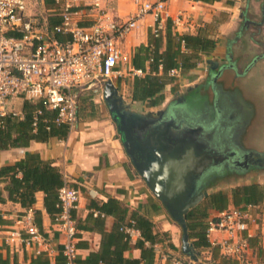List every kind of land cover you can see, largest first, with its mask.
Returning a JSON list of instances; mask_svg holds the SVG:
<instances>
[{"label":"crops","instance_id":"obj_1","mask_svg":"<svg viewBox=\"0 0 264 264\" xmlns=\"http://www.w3.org/2000/svg\"><path fill=\"white\" fill-rule=\"evenodd\" d=\"M138 1L140 0H102V6L112 18L126 19L135 12ZM89 2L90 0L79 2L80 7L84 8L83 12H87L79 19V24L84 26L91 25L95 19V12L88 5ZM168 8L172 17L162 20L159 24L163 35L166 33L168 21H171L174 32L201 34L214 38L216 47L213 51L204 53L196 67L184 71L186 77L183 79L178 78L181 72L183 73L181 69L176 68L178 72L174 75L170 74L174 79L162 91L165 98L159 105H150L149 99L134 100L132 98V83L130 98H124L120 93L126 104V110L137 115L138 118H144V115L149 111L154 113L164 111L163 118L174 115L176 122L181 124L183 129L198 127L204 130V133L216 131L223 136L226 135L227 138L230 136L232 143L241 152L252 150L264 152L263 143H259V147L241 146L236 140L238 132H241L242 129V132L247 131L252 126V121H256L258 117L264 115V104L261 106L260 98L258 99V108L250 102V99L238 102L239 98H232L231 101L226 96L227 101H224L219 86L223 77L230 74L233 78L244 83L243 87L247 88L245 95L251 89L250 83L254 82L255 77L260 75V78L264 80V67L257 65L261 60L264 62V0H216L213 2L168 0ZM58 10L54 0H40L35 10L38 12H34L31 7L29 13L43 15L53 27L62 20ZM179 12H183V23L176 26L173 18ZM51 21H55V24ZM157 26L158 23L151 14L141 21L140 27L122 44L126 59H123L119 64L120 74H116L106 81L111 80L119 89L116 85L118 75L136 69L133 66L134 52L138 46L149 43L150 35ZM62 36L64 40L69 38L67 34ZM259 58L261 59L259 60ZM147 69H149V64H147ZM162 72L163 70L160 68L159 74ZM196 73L198 76L195 79H187ZM133 74L145 75L146 71L143 74H135V72ZM179 81L184 83L180 84ZM224 82L222 80V84ZM199 85L217 92V97H220V100L215 103V106L212 99L206 101L205 97V100H202L201 92L194 93ZM104 88L101 83L97 90L86 89L81 92L83 102L80 101L81 109H79L78 121L66 138L53 136L48 141L32 140L27 147L0 149V167L14 163L23 158L27 152H36L43 159L58 166L63 172L65 180L80 191V201L77 208L73 210V214L81 226L77 244L79 260L82 262H85L92 253L101 250L103 234L112 232L119 224V215L121 214L119 210L105 214L95 206L115 199L122 208L127 209L124 226L132 225V221H134L132 212L138 211L154 222L156 230L168 233L169 240L167 242L154 245L156 251L154 264L187 262L206 264L205 260L210 258L208 251L198 254V261L192 260L183 251L182 226L171 216L162 200L136 168L104 98ZM255 88L258 90V94L264 96L263 83L255 84ZM14 97L8 100V109L23 114L25 98ZM102 98L106 106L100 103ZM262 100L264 102V98ZM258 109L259 116L257 115ZM230 171H237V183L226 188L215 186ZM253 182L264 185V166H251L248 169L237 170L231 168L226 171L212 172L205 179L201 190L206 189L212 193L220 189H231L237 185ZM0 186L4 187V183H0ZM4 195L8 198L7 191H4ZM44 196L45 193L42 191L37 193V202L34 208L40 212L42 232L50 241L51 251L44 253L54 263L56 255L62 250L63 235L58 224L46 210ZM244 210L249 213L248 233L251 236H256L260 244L264 245V200L260 204L248 206ZM25 212L26 209L20 203L10 200L0 203V216L6 227L20 226L19 218ZM211 213L213 216L217 211L213 210ZM99 214H101L102 222L95 225L92 218ZM138 231L134 235L127 233L131 238V243L130 247L124 251V256L141 258V249L135 247L136 240L142 238L141 231L139 229ZM214 235L219 234L215 233ZM209 239L212 241V238ZM190 240L192 241L191 238ZM169 241L175 247H170ZM0 247L5 255L8 253L11 256L16 255L22 264H30V259L34 255L32 247L7 245L3 241V234H0ZM254 255L259 262L256 253Z\"/></svg>","mask_w":264,"mask_h":264},{"label":"built area","instance_id":"obj_2","mask_svg":"<svg viewBox=\"0 0 264 264\" xmlns=\"http://www.w3.org/2000/svg\"><path fill=\"white\" fill-rule=\"evenodd\" d=\"M80 1L54 0L62 20L52 27L43 15L29 14L28 0H0V114L13 112L22 116L7 106L10 97L22 96L32 102L41 100L47 108L58 112L54 122L67 123L73 129L78 121L80 93L97 90L103 80L120 74L119 64L126 59L124 40L140 27L147 15H153L158 23L154 32H158L162 20L172 17L168 0H140L135 12L126 19L112 18L102 0H90L88 5L95 12V19L84 26L79 19L87 12H83ZM183 16L179 12L173 18L176 26L182 25ZM56 34H67L69 38L60 40ZM133 72L144 73L142 69ZM177 72L172 69L170 74ZM40 114L41 109L34 112L35 129ZM80 197V191L69 183L59 190L60 211L55 222L63 235L62 252L67 264H89L79 260L73 210ZM248 218L246 210L234 206L217 212L209 219L207 236L220 246L222 253L236 258L238 264H259L248 238L251 236ZM19 223L15 227L0 223V234L7 245L32 247L34 255L51 251L50 241L37 225L33 209L23 213ZM134 223L122 229L134 235L139 232Z\"/></svg>","mask_w":264,"mask_h":264},{"label":"trees","instance_id":"obj_3","mask_svg":"<svg viewBox=\"0 0 264 264\" xmlns=\"http://www.w3.org/2000/svg\"><path fill=\"white\" fill-rule=\"evenodd\" d=\"M195 1L213 2L216 0ZM55 21L51 22L55 24ZM62 35L56 34L60 40H64ZM164 46L165 48H163ZM215 47L216 40L214 38L201 34L174 32L171 21H168L164 35L161 29L158 32H153L150 35L149 43L138 46L134 52V68L142 69L146 71V74L134 76L132 98L138 101L149 99L152 106L161 104L165 98L162 91L174 79L170 75L171 70L177 68L184 72L196 67L202 59V55L213 51ZM147 64H149V69H147ZM160 68L163 70L161 74H159ZM81 96L80 93L79 104L80 101L83 102ZM37 109H41L42 114L38 117V125L35 129L33 121L34 112ZM79 109L81 107L78 108V111ZM22 112V116H16L13 112L5 115L0 114V149L27 147L32 140L48 141L53 136L66 138L71 130L67 123L57 124L54 122L58 112L47 108L41 100L32 102L25 99ZM0 183H4V187L0 186V203L10 200L20 203L26 211L33 209L35 221L42 230L40 212L34 208L37 202V193L39 191L45 193L44 205L55 221V216L60 211L58 206L59 190L68 182L58 166L49 160L43 159L39 153L27 152L23 158L0 167ZM4 191L8 192V198L5 197ZM263 200L264 185L253 182L237 185L231 189L214 191L189 211L187 223L190 238L199 254H202L203 251H208L210 254V258L205 260L206 264H238L236 258L222 253L220 246L214 244L207 236L209 219L212 217L210 210L220 212L232 206L246 209L249 205H258ZM95 206L105 214L119 210L121 212L119 215L120 222L112 232L103 234L101 250L92 253L85 262L89 264H141L142 262L154 264L156 257L154 245L167 242L169 240L167 232L156 230L154 222L150 218L138 211H133L134 227L138 228L142 234V238L137 239L135 242V247L141 249V258L126 257L124 251L130 247L131 243V238L122 229L126 223L127 209L122 208L115 199H110L101 205L96 204ZM92 220L95 225H99L102 222L101 214L92 218ZM0 223L3 224L1 216ZM80 227L77 223L78 232ZM248 238L260 264H264V245L260 244L256 236H248ZM168 245L172 248L175 247L170 241ZM0 264L22 263L16 255L11 256L9 253L5 255L0 247ZM30 264H67V260L62 250H60L54 263L43 252L33 255Z\"/></svg>","mask_w":264,"mask_h":264},{"label":"water","instance_id":"obj_4","mask_svg":"<svg viewBox=\"0 0 264 264\" xmlns=\"http://www.w3.org/2000/svg\"><path fill=\"white\" fill-rule=\"evenodd\" d=\"M104 98L136 168L162 200L171 216L182 226L183 251L192 260L198 261L199 252L190 240L187 215L210 194L206 189L201 190L204 175L212 167L231 160L237 152L224 153L205 148L199 151L187 137L181 136L183 139L180 137L181 139L174 140V128L182 129L174 116L163 118L164 111H149L144 118H138L137 115L129 113L119 89L111 80L105 85ZM138 130L146 132L145 139L139 137L141 140L137 141L135 132ZM182 130L186 133L180 132L181 135H189L190 131L199 132L202 129L192 127ZM136 150L141 154V163L136 161ZM233 163L235 170L264 166V152H243Z\"/></svg>","mask_w":264,"mask_h":264},{"label":"rangeland","instance_id":"obj_5","mask_svg":"<svg viewBox=\"0 0 264 264\" xmlns=\"http://www.w3.org/2000/svg\"><path fill=\"white\" fill-rule=\"evenodd\" d=\"M39 1L40 0H28V12H30L31 7H32V10H34V12H38L35 10L37 9V4ZM260 59L261 58H259V60ZM257 65L264 67V62L261 60V61H259V63H257ZM196 74L192 75L191 78L189 77L187 79H195V77L198 76V73H196ZM134 76L135 75L133 74V71H126V72H123L121 75H118V81H117L116 85L119 87L120 93L124 96V98H130V91H131V86L133 83ZM183 77H186V74H184V72L183 73L181 72V74H180V76H178V78L183 79ZM222 80L225 81L224 84H222ZM222 80L220 81L221 84L219 86L221 88V91H222V94L224 97V99H223L224 101L226 100V96H228V98H230L231 101H232V98H236V99L239 98L240 100L238 99V102H241V101L244 102V101L250 99V102L255 104L256 108H258L259 107L258 99L260 98V100H261L260 104H261V106H263L264 102L262 99L264 98V96L261 94H258V90L255 88V84L256 85H260L262 83L264 84V80H262L260 78V75H258V77H255L253 79L254 82L250 83L251 89H249V92L245 95H244V93L246 92L247 88L243 87L242 84H244V83L242 81L238 80L237 78H233L232 75H230V74L225 75ZM106 83H107L106 80L102 81V84L104 85V87H105ZM179 83L183 84L184 82L181 83L179 81ZM207 88L208 87H206V86L204 87V86L199 85L194 93H196L197 91L201 92V99L203 98L202 100H205V97H206V101H208V100L211 101V99H212V102L214 103V106H215V103H217V101L220 100V97H217L218 95H217V92L215 90L209 89V88L207 89ZM99 97H100V94H99ZM12 98H15V97H10L9 100ZM241 99H243V100H241ZM100 103L105 105V101L103 100V98L100 99ZM79 106H80V104H79ZM242 106L244 107L243 103H242ZM262 109H263V107H262ZM78 113H79V111H78ZM257 115L259 116V109L257 110ZM257 120L252 121L253 124L247 131L242 132L243 131V129H242L241 132L237 133L238 137L235 136V137H237L236 138L237 142L240 143L241 146L244 145V146H258L259 147V143L264 144V115H261L260 117H258ZM236 172L237 171H234V172L230 171L228 173V175L226 177H224L222 180H220L215 186L226 188V187H230L231 185L236 184L237 183V173ZM210 211L212 212L213 210H210Z\"/></svg>","mask_w":264,"mask_h":264},{"label":"flooded vegetation","instance_id":"obj_6","mask_svg":"<svg viewBox=\"0 0 264 264\" xmlns=\"http://www.w3.org/2000/svg\"><path fill=\"white\" fill-rule=\"evenodd\" d=\"M182 129H180V130L178 129L177 130V129L174 128V131L176 132V134L173 135L174 140L181 139L182 137H184V138L187 137V138H189L190 142L195 145V148L197 150H199V151H202L201 148L213 149L215 151L224 152V153H229L230 151H236L237 153L233 157L234 159L240 158V155H242V153H243L232 143V138H230V136L227 138L226 135L223 136V135L219 134L216 131L209 132V133H204L203 130H201L199 132L190 131L191 132V133H189L190 136L189 135H185V134L181 135L180 132L181 133H186V131H184ZM135 134L137 136V141H140L141 140L140 138L145 139L146 132L144 130H138V131L135 132ZM135 143H136V141H135ZM202 146H204V147H202ZM140 155H141L140 152L138 151V153H137V150H136L135 158H136V161L138 163L142 162V158H141ZM233 158L231 160H229V161L221 163V165H218L217 167H212L213 169L209 170L204 175V177L202 179V183H204V181L207 178V176H209V174L212 173V172H215V171H226L227 168L236 169L235 165L233 163V161H234Z\"/></svg>","mask_w":264,"mask_h":264}]
</instances>
